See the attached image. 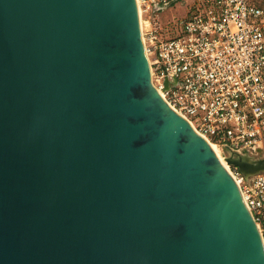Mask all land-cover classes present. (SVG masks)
<instances>
[{
	"label": "water",
	"instance_id": "water-1",
	"mask_svg": "<svg viewBox=\"0 0 264 264\" xmlns=\"http://www.w3.org/2000/svg\"><path fill=\"white\" fill-rule=\"evenodd\" d=\"M0 264H264L233 175L151 84L136 0H0Z\"/></svg>",
	"mask_w": 264,
	"mask_h": 264
},
{
	"label": "built area",
	"instance_id": "built-area-1",
	"mask_svg": "<svg viewBox=\"0 0 264 264\" xmlns=\"http://www.w3.org/2000/svg\"><path fill=\"white\" fill-rule=\"evenodd\" d=\"M168 3L136 0L153 88L209 143L264 146V3L194 0L172 36L158 14ZM227 168L264 240V174Z\"/></svg>",
	"mask_w": 264,
	"mask_h": 264
},
{
	"label": "rangeland",
	"instance_id": "rangeland-1",
	"mask_svg": "<svg viewBox=\"0 0 264 264\" xmlns=\"http://www.w3.org/2000/svg\"><path fill=\"white\" fill-rule=\"evenodd\" d=\"M261 3H264V0H258ZM194 3V0H169L168 5H166L165 7H163L162 9H160L158 11L159 14V19L160 22L162 23V25L165 28H169L171 31L168 33L169 36H172L175 34L176 29L173 26V23L175 21H177L180 18H183L187 12L189 11L190 7H192ZM143 22V29L146 26V24ZM224 153L226 154V156L228 154L229 151H227L226 149H223ZM243 151H246L248 154H253L252 157H250L249 160H258L257 162L261 163V167L264 166L262 164H264V146H260L254 149H241L239 151H235L236 153H243ZM228 162V161H227ZM253 162V161H251ZM250 162V163H251ZM230 164V163H227ZM245 164V163H244ZM235 166V165H234ZM235 167H237L240 171L242 169L243 172H246L248 175H254L257 173L260 174H264V167H262V169L256 170L254 172L251 171H245L246 169L241 168L239 165H236ZM245 168V167H244Z\"/></svg>",
	"mask_w": 264,
	"mask_h": 264
},
{
	"label": "bare ground",
	"instance_id": "bare-ground-1",
	"mask_svg": "<svg viewBox=\"0 0 264 264\" xmlns=\"http://www.w3.org/2000/svg\"><path fill=\"white\" fill-rule=\"evenodd\" d=\"M143 22L141 20L140 22V29L143 30ZM142 37V34H141ZM143 39V37H142ZM144 43V41H143ZM211 147L215 151L217 157L219 160L227 167V161H237L240 163L245 169L254 172L256 169H258L259 166H261V163L257 162L258 160H249L250 157L253 156V154H248L246 151H243V153H236L235 151L229 150L228 154L229 156L224 153L223 148L219 147L215 143L210 142ZM253 161V162H251ZM251 162V163H250ZM245 163V164H244ZM251 165V166H250Z\"/></svg>",
	"mask_w": 264,
	"mask_h": 264
}]
</instances>
